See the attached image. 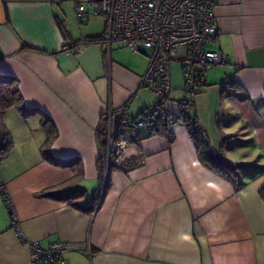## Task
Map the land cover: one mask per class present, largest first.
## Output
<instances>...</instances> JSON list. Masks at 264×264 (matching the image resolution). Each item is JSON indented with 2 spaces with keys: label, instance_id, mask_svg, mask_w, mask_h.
Wrapping results in <instances>:
<instances>
[{
  "label": "crops",
  "instance_id": "obj_1",
  "mask_svg": "<svg viewBox=\"0 0 264 264\" xmlns=\"http://www.w3.org/2000/svg\"><path fill=\"white\" fill-rule=\"evenodd\" d=\"M79 4L91 6L73 23ZM99 6L0 0V77L15 79L30 110L12 107L0 120V144L12 142L6 155L0 151V264H31L7 201L22 236L42 247L67 243L70 264H264V0H213L217 34L208 48L229 61L205 73V86L188 104L212 154L246 166L226 175L199 158L179 113L191 96L180 75L186 96L178 85L172 90L171 78L163 107L173 118L166 123L172 141L150 134L155 118L131 127L136 138L106 178L109 127L116 132L123 115L136 118L157 98L140 84L146 51L109 45ZM45 119L57 131L48 149L53 161L41 154ZM56 186L79 192L66 196L70 201L39 195Z\"/></svg>",
  "mask_w": 264,
  "mask_h": 264
},
{
  "label": "built area",
  "instance_id": "obj_2",
  "mask_svg": "<svg viewBox=\"0 0 264 264\" xmlns=\"http://www.w3.org/2000/svg\"><path fill=\"white\" fill-rule=\"evenodd\" d=\"M212 7L213 0H100L99 8L106 21L105 41L109 45L119 41L132 52L146 51L148 67L140 84L157 98L155 105L136 118L123 115L122 127L142 126L160 113L166 116V123L173 122L163 109L171 93L172 62L180 66L181 79L192 99L205 86V73L229 61L227 54L208 48L217 34ZM85 9L79 4L76 17L81 19ZM110 113L107 111L105 115ZM115 135L109 127L107 165L111 157L119 164L124 147L136 138L133 129L122 131L117 139ZM7 208L20 241L28 247L31 264H70L64 257L69 249L67 243L55 241L42 247L36 241H27L18 229L15 210L8 201Z\"/></svg>",
  "mask_w": 264,
  "mask_h": 264
},
{
  "label": "trees",
  "instance_id": "obj_3",
  "mask_svg": "<svg viewBox=\"0 0 264 264\" xmlns=\"http://www.w3.org/2000/svg\"><path fill=\"white\" fill-rule=\"evenodd\" d=\"M193 100L190 98L189 100H184V101H180V106H181V112H179L180 114L183 112V121L184 124L186 125L190 137L192 138V140L194 141V144L197 147L198 150V155L199 158L201 160L204 161H212L210 166L215 168L218 172H220L222 175H226L228 174L225 169L231 168V171L235 170L234 168L237 167H241L243 165H231L229 163L224 162L223 160H220L219 157H216L215 155L212 154V152L208 149L207 146V136L206 134L202 131V129L197 125L196 121L191 120V118L188 117L187 115V110H188V104L191 103ZM16 108L18 109L20 112L26 114L28 112H30V110H28L22 100V96L18 90V87L16 85L15 79H13L12 77H0V120L2 115L5 113V111L9 108ZM165 115L160 113L157 116H153L150 120H148L146 123L150 122L152 119L155 118V122L154 124H151L150 126V134H165L167 135V138L169 139V141H172V136L169 134L168 130H167V125H166V119H165ZM122 119V117H121ZM121 119L119 120V127L116 130V135H119L120 133H122V131H126V130H130L132 129L131 127H127V126H123L122 127V123H121ZM1 122V121H0ZM145 123V124H146ZM102 124V122H101ZM44 125H45V129H46V138L41 146V154L43 156L44 159L53 161L52 158L50 157V155L48 154V149L51 145V142L55 139L57 131H56V127L52 122H49L48 119L44 120ZM100 138H101V144L106 145V127L105 126H101L100 127ZM12 147V142L9 138L6 139V141L3 144H0V151H2V155H6L8 153V151L11 149ZM207 154V155H205ZM211 157V159L209 158ZM106 158H105V154H102V156L100 157V159H98L97 163H98V168H99V172L102 174H104L105 171V166H106ZM123 161V160H122ZM121 161V162H122ZM115 165H121V163L116 164L114 159L111 157L109 159V164L107 165V171H106V178L108 176V171L110 170V168L112 166ZM229 176V175H227ZM105 178V179H106ZM77 180V176L75 175L71 180L65 182L64 188L69 187L71 184H74V182ZM107 181V180H106ZM60 186V185H59ZM56 187H52V188H47L45 190H43L42 192L39 193V195L41 196H51V197H56V198H61L64 199L66 198V196L72 198L74 193H78V190H72V191H57L55 190ZM264 191V190H262ZM68 197L66 199H68ZM69 200V199H68ZM70 201V200H69ZM71 203V202H69ZM76 204V203H75ZM74 204V205H75Z\"/></svg>",
  "mask_w": 264,
  "mask_h": 264
},
{
  "label": "rangeland",
  "instance_id": "obj_4",
  "mask_svg": "<svg viewBox=\"0 0 264 264\" xmlns=\"http://www.w3.org/2000/svg\"><path fill=\"white\" fill-rule=\"evenodd\" d=\"M76 18L77 17L74 14V16L72 17L73 23L74 22L75 23H78L77 20H76ZM171 64H170V71H171V78H172V90H173V87H175V86L178 85L179 86L178 87V90H177L178 91L177 92L178 95L185 97L186 94H185L184 90L182 89V82H181V79H180V66L178 64H172V65ZM172 90H171V93H172ZM171 96H172L171 98L174 99V100L175 99L176 100L181 99L180 97L178 98V97H176V95L174 96L173 94ZM0 128H2L1 122H0ZM244 154H246V153H244ZM218 157H219L220 160L223 159V157L221 155H219ZM235 158H237V160H240L241 161V159L244 158V157L241 154H238L237 157H235ZM234 169L235 170H238L237 172H240V169H246V166H241L239 168L235 167Z\"/></svg>",
  "mask_w": 264,
  "mask_h": 264
},
{
  "label": "water",
  "instance_id": "obj_5",
  "mask_svg": "<svg viewBox=\"0 0 264 264\" xmlns=\"http://www.w3.org/2000/svg\"><path fill=\"white\" fill-rule=\"evenodd\" d=\"M90 6H91V5H87V6H86V9L89 10V9H90Z\"/></svg>",
  "mask_w": 264,
  "mask_h": 264
}]
</instances>
